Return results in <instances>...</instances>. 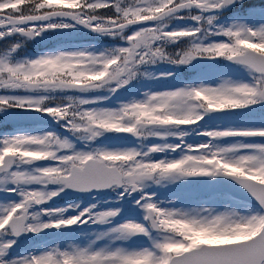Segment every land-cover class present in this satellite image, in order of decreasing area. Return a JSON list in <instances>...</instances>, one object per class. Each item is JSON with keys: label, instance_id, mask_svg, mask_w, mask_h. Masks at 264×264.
Segmentation results:
<instances>
[{"label": "snow or ice", "instance_id": "obj_1", "mask_svg": "<svg viewBox=\"0 0 264 264\" xmlns=\"http://www.w3.org/2000/svg\"><path fill=\"white\" fill-rule=\"evenodd\" d=\"M0 193V264H264V2L0 0Z\"/></svg>", "mask_w": 264, "mask_h": 264}]
</instances>
